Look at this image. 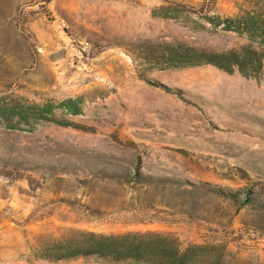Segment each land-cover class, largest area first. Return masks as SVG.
Masks as SVG:
<instances>
[{"label":"rangeland","instance_id":"obj_1","mask_svg":"<svg viewBox=\"0 0 264 264\" xmlns=\"http://www.w3.org/2000/svg\"><path fill=\"white\" fill-rule=\"evenodd\" d=\"M225 17L260 22L264 0H0V264H156L62 257L91 232L264 264V70L145 58L263 49Z\"/></svg>","mask_w":264,"mask_h":264},{"label":"trees","instance_id":"obj_2","mask_svg":"<svg viewBox=\"0 0 264 264\" xmlns=\"http://www.w3.org/2000/svg\"><path fill=\"white\" fill-rule=\"evenodd\" d=\"M214 22L213 17H208ZM226 30L247 33L250 38L258 40L263 49L247 45L238 49L215 51L197 48L183 44H152L146 52L151 60H166L170 67L199 66L205 64L215 65L218 68L232 73L239 71L246 77H258L264 70V19L254 21L252 17L237 20L225 17L219 23ZM173 239L159 232H127L118 234L89 233V239L84 247L76 245L73 253L64 256H76L82 253H92L116 260L146 258L156 264H196L188 263V250L182 251ZM80 248H85L83 251Z\"/></svg>","mask_w":264,"mask_h":264}]
</instances>
